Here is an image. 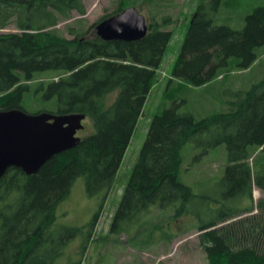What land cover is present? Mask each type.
Returning <instances> with one entry per match:
<instances>
[{"label":"trees","instance_id":"obj_1","mask_svg":"<svg viewBox=\"0 0 264 264\" xmlns=\"http://www.w3.org/2000/svg\"><path fill=\"white\" fill-rule=\"evenodd\" d=\"M263 3L236 30L216 24L227 0L199 1L168 79L166 100L174 104L153 117L112 233L121 235L125 222L140 219L152 207L174 208L175 218L195 215L189 205L197 197L180 181L182 150L190 142L207 151L226 145L224 203L198 228L199 244L206 264H264V198L256 206L253 200L254 187L264 193V165L256 166V155L264 152V79L227 101V112L196 119L178 111L186 103L180 92L249 70L264 55ZM132 7L135 0H120L86 31L67 28L73 36L68 39L57 27L74 19V13L86 16L84 0H0V30H17L0 33V112H27L24 100L32 91L40 93L45 108L27 113L86 115L95 127L94 134L51 158L37 174L12 168L1 179L0 264H56L83 230H54L58 206L74 182L83 177L88 194L94 195L114 181L173 37L167 30L171 24L156 20L148 23L141 40L107 42L97 35L99 24ZM114 91L119 93L108 106L104 99ZM231 201L238 206L228 207Z\"/></svg>","mask_w":264,"mask_h":264},{"label":"rangeland","instance_id":"obj_2","mask_svg":"<svg viewBox=\"0 0 264 264\" xmlns=\"http://www.w3.org/2000/svg\"><path fill=\"white\" fill-rule=\"evenodd\" d=\"M119 1L84 0L87 8L86 16L81 17L74 13V19L57 28L65 32L68 39H72L73 36L68 33L67 28L74 27L78 32L86 31L101 18L111 14ZM199 1L135 0V8L147 19L148 23L153 20L170 23L167 30L173 31V37L161 69L158 71L156 84L146 101L144 113L138 121L135 133L112 184L90 195L86 189L85 179L80 177L74 182L68 199L58 206L54 224L55 232L70 227L83 228V230L64 249L63 255L56 264L207 263L206 254L199 244L197 230L203 222L212 219L224 203L221 180L229 164L226 145H220L207 151L204 146H197L190 142L182 150L183 163L180 181L189 186L197 197V200L189 205V209L195 215L175 218L176 209L174 208L170 211L157 210L152 207L151 212L144 214L140 219L125 222L124 232L121 235L111 232L114 216L138 162L153 117L163 108H172L174 104V101L166 100L168 79ZM256 2L257 0H227V4L216 15V24L228 25L236 30L243 29L246 16L258 6ZM15 32L17 30L14 26L0 30L2 34ZM262 53L264 54V49ZM49 75L51 73L40 74L44 78ZM224 76V79L213 81L209 87L190 88L184 90L183 93L180 92L186 103L179 107V113H189L196 119H202L217 112H227L229 110L226 106L227 101L236 99L239 93L249 90L253 84L264 79V55L251 69L226 73ZM35 85L32 86L35 87ZM118 93L119 91H114L107 95L104 99L105 104L111 105ZM39 94L31 91L25 97L24 107L27 112L37 113L45 108L44 103L39 99ZM83 125L84 129L77 134L79 138L83 139L95 133L91 118L87 117ZM258 165H264V152L256 155V166ZM261 198H264V193L254 187L255 206ZM242 205H246V202ZM227 206L236 208L238 203L231 201ZM197 214L201 216V219ZM97 215L96 225L89 238L91 225ZM246 216L248 215L235 220ZM84 247H86L85 252Z\"/></svg>","mask_w":264,"mask_h":264},{"label":"water","instance_id":"obj_3","mask_svg":"<svg viewBox=\"0 0 264 264\" xmlns=\"http://www.w3.org/2000/svg\"><path fill=\"white\" fill-rule=\"evenodd\" d=\"M104 41H137L147 36V19L128 8L96 27ZM86 115L29 114L22 110L0 112V181L12 168L37 174L56 155L73 149L81 138ZM223 226V225H221ZM220 227V226H219Z\"/></svg>","mask_w":264,"mask_h":264},{"label":"crops","instance_id":"obj_4","mask_svg":"<svg viewBox=\"0 0 264 264\" xmlns=\"http://www.w3.org/2000/svg\"><path fill=\"white\" fill-rule=\"evenodd\" d=\"M263 2H264V0L263 1L257 0L256 4L259 5V4H262Z\"/></svg>","mask_w":264,"mask_h":264},{"label":"flooded vegetation","instance_id":"obj_5","mask_svg":"<svg viewBox=\"0 0 264 264\" xmlns=\"http://www.w3.org/2000/svg\"><path fill=\"white\" fill-rule=\"evenodd\" d=\"M78 132H80V131H78ZM78 132H77V134H78ZM77 134H76V136H77ZM78 137V136H77Z\"/></svg>","mask_w":264,"mask_h":264}]
</instances>
